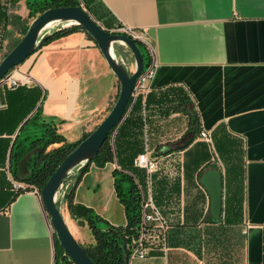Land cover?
Here are the masks:
<instances>
[{
  "label": "crops",
  "instance_id": "0c3cea01",
  "mask_svg": "<svg viewBox=\"0 0 264 264\" xmlns=\"http://www.w3.org/2000/svg\"><path fill=\"white\" fill-rule=\"evenodd\" d=\"M87 1L104 29L122 24L138 31L157 70L148 102L141 94L123 125L140 94L133 98L110 137L114 161L91 164L70 180L73 203L125 227L113 173L129 175L146 189L145 171L135 160L147 147L159 162L151 190L168 224V251L130 264H264V0ZM15 14L29 18L27 3L19 1ZM116 54L135 71L126 46L119 44ZM20 71L27 80L20 90L0 85V264H66L41 196L13 188L15 157L23 150L18 145H27L22 135L34 130L29 120L40 107L68 143L81 141L113 108L120 82L84 32L53 40ZM183 99L195 107L201 132L212 142L198 135L188 148L158 155L187 133L189 117L176 110ZM212 169L222 175L218 222L201 184ZM61 208L78 242L94 244L67 200Z\"/></svg>",
  "mask_w": 264,
  "mask_h": 264
},
{
  "label": "water",
  "instance_id": "95a60500",
  "mask_svg": "<svg viewBox=\"0 0 264 264\" xmlns=\"http://www.w3.org/2000/svg\"><path fill=\"white\" fill-rule=\"evenodd\" d=\"M51 24L62 25L56 31L71 26H81L97 43L109 67L120 82V94L109 114L67 156L41 189V198L50 216L56 238L66 255L74 264H95L69 229L64 219L61 203L67 200V195L71 190L70 180L75 175L83 173L93 163L103 145L110 139L128 113L136 83L145 70V61L135 39L104 29L82 6L50 8L33 20L21 41L0 62V83L15 68L23 65L43 48L52 34L56 32L48 33L45 31ZM116 44L126 46L131 51L135 60V71H129L126 64L118 59L115 52ZM40 151L41 148L38 147L21 159L18 169L19 180L25 181L27 176L31 174L28 163ZM201 184L211 197L210 212L213 221L218 222L222 208V175L220 170L207 171L201 178ZM62 188L66 194L63 199L59 195Z\"/></svg>",
  "mask_w": 264,
  "mask_h": 264
},
{
  "label": "trees",
  "instance_id": "16d2710c",
  "mask_svg": "<svg viewBox=\"0 0 264 264\" xmlns=\"http://www.w3.org/2000/svg\"><path fill=\"white\" fill-rule=\"evenodd\" d=\"M15 1L19 2L21 0ZM26 3L29 10V18L33 20L50 8L81 6L79 0H53L52 2L36 4H30L27 1ZM87 3L89 4L88 1ZM28 29L29 25L23 23L20 16L9 14L5 11V8L1 4L0 0V47L3 46L7 39H11L10 50L7 51L5 56L21 41L20 38H12L14 32L16 31L24 36ZM76 32L86 33L81 26H71L69 28L60 29L52 34L45 45L55 39L65 37ZM87 35L92 38L89 34ZM136 42L143 53L145 68H147L150 65L151 57L142 42L138 40H136ZM21 88L22 86L20 85L17 88L10 90L18 91ZM139 97H141V94L138 96L129 117L124 121L123 125L135 112L139 103ZM148 100L149 95L146 96V103ZM176 110L185 113L189 117V128L184 138L179 143L169 144L163 149H159L157 151L158 155H164L166 153L188 148L201 133V121L199 114L193 105L190 106V102L187 101V99H183L178 106H176ZM29 121L31 122V126L34 130L28 131V129H26L25 133L22 135V140L27 142V145H24L23 143L18 145V147H23V150L15 157V177L17 181L23 182L30 187H38L41 191L67 156L72 153L90 134L85 135L84 138L77 143H68L66 138L58 133L57 124L53 120H48L43 117L41 107ZM57 144L59 145L58 147L50 149L51 146ZM38 147L41 148V151L38 154H35L28 163L31 174L27 176L25 181L19 180L18 169L21 159L30 151ZM114 159L115 155L109 139L103 145L92 164H95L98 167H105L107 164L112 163ZM113 175L117 196L120 202L124 205L126 211L128 223L125 227H115L99 215L95 214L92 209L80 204H74L71 191L67 195L69 211L72 218L80 220L82 225L86 222L92 232L95 243L88 247H83L95 264H128V235L136 229L140 220V195L137 185L129 175L120 174L115 171ZM125 181L131 183L129 196H125L123 192V182ZM56 242L60 246L58 240ZM63 257L66 264H74L66 254H63Z\"/></svg>",
  "mask_w": 264,
  "mask_h": 264
},
{
  "label": "built area",
  "instance_id": "2783aa9c",
  "mask_svg": "<svg viewBox=\"0 0 264 264\" xmlns=\"http://www.w3.org/2000/svg\"><path fill=\"white\" fill-rule=\"evenodd\" d=\"M79 1L82 3L81 0ZM1 4L4 6L5 11L9 14H15L18 2L15 0H1ZM112 31V33L126 35L138 41H141L143 38L138 31L122 24L117 25ZM156 70L157 65L155 63H152L145 68L143 74L136 83L133 98L139 94L147 96L150 93ZM26 83L27 80L24 74L21 73L20 67H17L1 81L0 85L2 87L6 86L9 89H15L20 85H25ZM200 135L206 142H212L211 136L208 132L202 131ZM135 165L145 171L147 188L145 189L137 183V189L140 195V220L136 229L128 235V264H130V262L134 259H146L153 251L156 250H160L165 254L168 251V224L162 213L155 205L151 190L152 177L159 170V162L146 147L145 151L135 160ZM13 188L17 192L33 191L37 195L41 196V191L38 187H30L17 180L13 181ZM59 195L62 199L66 197L64 188H62Z\"/></svg>",
  "mask_w": 264,
  "mask_h": 264
},
{
  "label": "rangeland",
  "instance_id": "374dc122",
  "mask_svg": "<svg viewBox=\"0 0 264 264\" xmlns=\"http://www.w3.org/2000/svg\"><path fill=\"white\" fill-rule=\"evenodd\" d=\"M24 2H29L30 4H36V3H43V2H52L53 0H23ZM89 2V1H88ZM82 8L88 12L92 18L97 21L102 27L104 26V23L101 21L102 18L100 17V14L97 12V10L93 9V7H90L89 4L87 3V0H83L82 3ZM18 11H20V9H18ZM17 11V12H18ZM15 15H18V14H15ZM20 16V15H19ZM22 18V17H21ZM22 19H24V21H26V23L30 26L31 23L33 22V19L30 20L28 18V16H25V18L23 17ZM54 25L53 27L47 29L46 31H48V33H53L54 31L58 30L62 25ZM116 27V26H115ZM115 27H113V29H115ZM12 29V28H11ZM113 32V31H111ZM23 37L22 34H19L18 32H14V35H13V39H21ZM10 40L11 39H7L5 41V43L3 44V46L0 47V62L3 60L5 54L7 53L8 50H10V47H11V44H10ZM118 47H119V44H116L115 45V52L117 53V50H118ZM132 62L135 64V60H134V57L132 58ZM127 63V62H126ZM16 69V68H15ZM14 69V70H15ZM19 69V68H18ZM130 188H131V183L125 181L123 182V192L125 194V196H129V192H130Z\"/></svg>",
  "mask_w": 264,
  "mask_h": 264
},
{
  "label": "bare ground",
  "instance_id": "6f19581e",
  "mask_svg": "<svg viewBox=\"0 0 264 264\" xmlns=\"http://www.w3.org/2000/svg\"><path fill=\"white\" fill-rule=\"evenodd\" d=\"M54 25H56V24H51V25H49V26L46 28V30L49 29V28H51V27H53ZM46 30H45V31H46ZM65 220H66V219H65Z\"/></svg>",
  "mask_w": 264,
  "mask_h": 264
}]
</instances>
